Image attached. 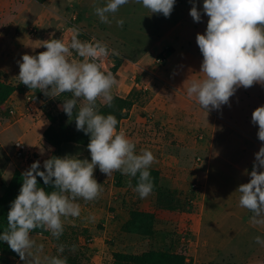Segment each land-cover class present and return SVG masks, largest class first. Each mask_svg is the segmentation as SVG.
Masks as SVG:
<instances>
[{
    "label": "clouds",
    "instance_id": "9594fccd",
    "mask_svg": "<svg viewBox=\"0 0 264 264\" xmlns=\"http://www.w3.org/2000/svg\"><path fill=\"white\" fill-rule=\"evenodd\" d=\"M137 2L166 18L176 4V0ZM190 2L189 14L194 22L202 21V12L209 19L205 32L196 36L203 57L199 73L204 78L189 77L183 88L187 85V97L208 113L228 104L238 87L264 83V0H203L202 10L197 7V0ZM127 3L128 0H105L94 12L101 22L110 23L109 14ZM116 23L122 26L124 21L118 19ZM70 31V41L50 33L49 39L40 41L45 51L23 54L17 61L18 78L30 89H40L51 98L71 93V98L63 99L58 107L75 121L78 131L89 135L87 148L91 156L89 161L80 159L78 154L52 155L43 161V170L37 160L22 172V185L10 202L7 229L0 233V241L6 242L26 264H67V258L59 254L42 256L44 245L37 244L30 233L42 228L58 239L64 230L62 218L78 217L81 213L77 198L91 201L99 195L101 184L94 177L97 166L108 177L114 171L137 177L134 191L142 199L153 190L149 170L155 160L153 152L142 148L137 153L134 141L123 129L117 130L115 115H105L97 108L98 99L111 105L112 89L118 85L116 75L105 69V60L116 54L115 50L95 37L81 41L76 28ZM71 50L82 59H68ZM251 122L258 125L257 137L264 142V105L253 111ZM254 156L253 167L246 173L250 181L240 184L235 192L240 194L239 205L254 213L252 221L264 224V144ZM37 177L54 190L46 191ZM255 239L264 244L261 236ZM63 251L64 245L60 244L57 252Z\"/></svg>",
    "mask_w": 264,
    "mask_h": 264
},
{
    "label": "crops",
    "instance_id": "0c3cea01",
    "mask_svg": "<svg viewBox=\"0 0 264 264\" xmlns=\"http://www.w3.org/2000/svg\"><path fill=\"white\" fill-rule=\"evenodd\" d=\"M24 1L13 0L11 3L0 0V12L10 5L18 11ZM188 1L182 5L185 9L184 18L172 25L151 48L158 49L155 58L164 57L163 63L155 62L152 50L131 56L108 44L115 50L117 63L113 74L116 75L118 85L113 87L112 95L133 100L131 113L117 130L123 129L134 141L137 153L142 148L151 150L155 160L150 169L160 172V192L141 198V210L155 212L174 200L177 203H192L191 211L187 209L189 212L182 211L180 215L181 221L187 219L190 223L189 249L195 263L204 264L207 261L209 252H203L206 249L220 250L230 248L233 243L247 241H252L255 245L253 248L263 251L256 252L252 260L264 261V244L257 243L255 239L256 236L264 238V224L252 221L254 213L239 205L240 194L235 192L240 184L250 181L251 177L246 173L253 167L254 154L264 144L257 137L258 125L251 122L253 111L264 105V83H254L248 88L238 87L228 104L222 105L220 109L208 110V113L194 99L187 97V85L183 88L184 82L189 77L204 78L199 73L202 54L193 48L194 42L197 43L196 38L189 34L197 28L189 21V18L192 21L193 18L189 14L192 3ZM31 2L37 1H27V6L23 7L27 9ZM68 3V0H49L41 4L44 9L36 20L42 24L44 31L32 39L21 38L20 26L15 19L1 24V28L9 24L12 33L11 37L0 33V57H20L43 51L40 41L49 39L50 33H54L55 38H65L67 33H63L61 27L66 26L62 20L63 12L70 8ZM78 12L83 15L81 11ZM39 134L41 146L34 148L38 153L43 149L44 138L40 130ZM28 146L33 151V147ZM82 148L83 158L90 161L88 148ZM51 153L49 151L45 159ZM22 160L11 161L15 169L21 172L30 166ZM95 175L101 184V195L94 201L104 200L106 204H114L117 210L109 213L105 208L81 206L80 215L71 218H74L73 221L86 222L98 218L106 226L110 224L116 227L119 224L122 228L129 218V213L122 206L125 201L131 204L126 192H135L131 184L132 176L114 171L108 177L98 166ZM106 189L110 193L106 194ZM232 221L240 225L237 232L240 236L237 238L227 237L226 234L234 226ZM30 235L33 239L38 237ZM2 258L9 264L21 261L20 258L6 254Z\"/></svg>",
    "mask_w": 264,
    "mask_h": 264
},
{
    "label": "rangeland",
    "instance_id": "374dc122",
    "mask_svg": "<svg viewBox=\"0 0 264 264\" xmlns=\"http://www.w3.org/2000/svg\"><path fill=\"white\" fill-rule=\"evenodd\" d=\"M8 1L12 3L13 0ZM27 1L30 2L31 0H26L22 5H19L18 11L14 10L12 5L9 8L8 6L5 8L2 5L4 9L0 12V33L11 37L12 30L8 26L9 24H6L3 28H1V24L13 21V19L20 26L21 38L28 37L32 39V37H38L43 33L44 28L36 18L44 8L41 6V3L31 2L32 4H28L29 7L25 9L26 7L23 6H27ZM186 1L188 0H176L170 17L166 18L162 13L153 14L138 3L137 0H128V3L121 6L118 12L109 14L110 23H104L100 21L94 9L103 6L105 0H68L70 8L63 12L64 19L62 20L63 25L66 26H62L61 30L63 33H67L65 35L66 41H70L73 35L69 29V27H72L79 30L78 38L81 41H89L94 35L96 39L106 42L107 45L111 44L119 48L126 55L137 56L148 50H152V52L154 51L152 53L153 58L156 59L155 57L159 51L158 49H151L152 46L156 40L165 35L172 25L184 18L185 9L182 5ZM197 7L202 10L203 0H197ZM78 11H81L84 16ZM118 19H123L124 23L122 26L116 23ZM208 19L209 17L203 12L202 21L199 23L189 18V21L195 24L197 28L195 32H189V34L195 38L197 33L203 34ZM192 46L197 52H200L197 43L194 42ZM45 50L44 48L43 51ZM43 51L33 52L31 55H36ZM71 51L72 55L68 59H82L74 50ZM21 58L22 56L18 57L17 55L0 57V81L15 86L21 85L24 90L23 93L16 92L7 102L0 104V165L3 182V185H0V195L4 192L5 187L11 181L16 171L14 164L11 163L12 160L16 159L15 143L21 141L27 147H29L28 145L33 147V151L31 150V153L23 158L22 161L24 163L31 165L37 160H42L43 162L48 152H52V148L46 146L43 138V149L39 153L35 152L34 148L40 147L42 143L39 130L42 134L51 125V122L46 117L47 113L62 111L58 107V105L63 103L60 95L51 98L41 92L40 89H25L26 85L18 78L20 68L17 61L21 60ZM155 62L159 64L163 63L164 57H158ZM105 105L107 103L101 102L100 99L97 100L98 109ZM131 111L132 108L129 114ZM55 125L58 131L62 130L60 127L62 125L68 126L69 130L76 128L75 121L70 119H61ZM82 146L74 142H65L62 144V156L65 154H78L80 159H84L82 155L84 148ZM94 177L96 179L95 170ZM105 193H110V190L106 189ZM126 196L131 199L130 205L125 201L122 206L126 213H129L132 209H141L139 204L142 200L137 192L127 191ZM76 202L80 206L105 208L109 213H115L117 210L114 204H106L104 200L85 201L83 198L78 197ZM191 206L192 203L190 201L187 203H177L175 200L163 206V208L169 211H165L166 213H164L163 217H161L162 214H157L156 230L158 233L151 237L124 233L119 224L116 227H112L110 224L106 226L98 218L86 222L82 220L73 221L74 218L71 217L62 218L64 230L58 239L53 237L50 231H47L48 234L33 235L38 236L34 239L37 244L44 245L43 252L41 253L42 256L59 254L67 258V264H112L114 252L141 254L152 249L176 252L184 250L192 258L189 249V240L191 238L190 223L187 219H182L181 221L180 215L182 211H188L187 209L191 211ZM74 222L75 224H73ZM181 223H184V225L181 226ZM232 225L235 228L233 226L232 230L226 233L227 237L237 238L240 236L237 233L240 225L236 221H232ZM60 244L64 245L63 253L57 252ZM254 246L252 241H247L236 242L230 248L220 250L206 249L203 252H209V255L204 264H264V261L252 260L256 252H263L262 250L253 248ZM4 255L5 253L0 250V264H9L5 258H2ZM6 255H10V253L7 252ZM18 264H26V261L21 260ZM192 264L199 263H195L192 258Z\"/></svg>",
    "mask_w": 264,
    "mask_h": 264
},
{
    "label": "trees",
    "instance_id": "16d2710c",
    "mask_svg": "<svg viewBox=\"0 0 264 264\" xmlns=\"http://www.w3.org/2000/svg\"><path fill=\"white\" fill-rule=\"evenodd\" d=\"M41 4H46L49 0H36ZM25 89L30 90L28 86ZM16 92L23 93L21 85H12L0 81V104L7 102ZM63 99L71 98V93H63L60 95ZM133 106V100L131 98H121L118 96L113 97L111 105L108 104L98 109L101 113L107 115L109 113L115 115L118 120L117 128L119 124L123 122L129 116L130 109ZM75 111L73 113V119L75 118ZM50 127L44 132L45 142L52 148V155L62 156V144L65 142H74L83 146L88 145L90 141L89 135H86L83 131L69 130L65 125L60 126L61 131L57 130L56 122L61 119H70L63 111L57 113H47L46 115ZM68 129V130H67ZM49 157V158H50ZM43 170V166H41ZM150 170V178L153 183V190L151 193L160 192V172L155 169ZM40 186L45 187L46 191L54 190L52 185H44L42 178L37 177ZM137 183V177H132L131 184L133 189ZM0 185L2 182V168L0 165ZM22 185V172L16 170L13 174L11 181L5 187L4 192L0 195V233L7 229V214L10 208V202L13 201ZM169 210L161 207L155 212H146L141 209H132L129 212L128 220L123 224L122 231L131 235H139L143 237H151L158 233L156 230L157 214H162ZM48 234L42 228H36L31 231L30 234ZM0 250L3 253L9 252L10 255L15 258H20L6 242L0 241ZM112 264H192V259L186 251L176 252L169 250H147L141 254H129L124 252H114Z\"/></svg>",
    "mask_w": 264,
    "mask_h": 264
},
{
    "label": "built area",
    "instance_id": "2783aa9c",
    "mask_svg": "<svg viewBox=\"0 0 264 264\" xmlns=\"http://www.w3.org/2000/svg\"><path fill=\"white\" fill-rule=\"evenodd\" d=\"M91 40H92V38H91ZM108 47L110 49H112L111 46L108 45ZM115 56H116V54L110 55L105 60V69L108 70V71H111L112 73H113V70L115 69L116 64H117L116 61H115ZM30 153H31V148L27 147L25 143H23L21 141H18V142L15 143V156H16V159H23V158L27 157Z\"/></svg>",
    "mask_w": 264,
    "mask_h": 264
}]
</instances>
